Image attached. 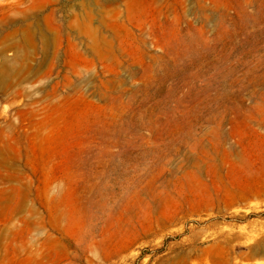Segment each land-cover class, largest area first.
Instances as JSON below:
<instances>
[{
  "label": "rangeland",
  "instance_id": "374dc122",
  "mask_svg": "<svg viewBox=\"0 0 264 264\" xmlns=\"http://www.w3.org/2000/svg\"><path fill=\"white\" fill-rule=\"evenodd\" d=\"M0 264H264V0H0Z\"/></svg>",
  "mask_w": 264,
  "mask_h": 264
}]
</instances>
